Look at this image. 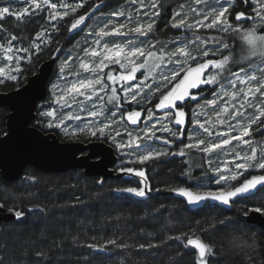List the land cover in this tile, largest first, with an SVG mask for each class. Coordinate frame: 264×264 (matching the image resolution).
<instances>
[{"label": "snow or ice", "instance_id": "snow-or-ice-1", "mask_svg": "<svg viewBox=\"0 0 264 264\" xmlns=\"http://www.w3.org/2000/svg\"><path fill=\"white\" fill-rule=\"evenodd\" d=\"M85 3L86 0H79L75 4H69L66 0H0V40L6 41L0 43V49L3 50L4 59L9 64H15L8 73H5L4 67H0V76L18 82L24 71L23 63H31L33 56L43 50L42 45H50L53 42L50 32L59 34V22L70 14H76L78 9L85 7ZM131 4H138L137 18L142 13L147 18L146 23H137L135 27L128 28L133 16H125L124 11L116 10L108 14L114 19H109L94 31L88 21L96 13H101L98 20L105 19L103 9L109 6L105 0H93L90 11L75 16L66 31L88 30L85 42L90 38L91 43L82 51L87 56L91 49L93 60H81L79 67L89 75L81 78L78 73L66 74V65L72 60L69 52L58 68L57 82L39 77L32 81L30 87L33 91L27 109L29 114L17 111V127L0 139V145L16 138L34 141V133L29 131L28 124L35 119L30 115L35 110L40 118L37 126L60 128L70 137L84 134L105 141L120 155L128 157V161L122 160L115 171L133 174L140 180L136 187L117 188L116 192L147 198L152 189L145 170L126 164H144L168 156L187 158L183 177L191 186L177 187L172 191L190 206L212 200L230 210L238 199L248 200L264 192V147L258 148L253 143L256 135L264 136V82L261 79L264 78V67H261L264 65V0H193L191 4L188 0H182L168 25L182 34L170 37L167 42L155 36L157 18L165 7V0H153L151 11L145 0H131ZM45 11L51 29L36 33L28 46H21L24 38L8 32L4 25V21L13 19L16 21L15 27L19 29L26 19L30 20L37 13ZM121 17L125 22L116 23ZM247 22L252 27L245 28ZM201 32L215 34L202 35ZM235 36L243 41L239 52L229 43L228 38ZM194 49L200 54L193 55ZM60 52L61 48H57L54 59L59 57ZM257 56L258 64L253 59ZM256 73L260 74V78ZM69 76L73 78L69 80ZM150 79L152 82L148 83ZM205 87L212 89L213 98L210 100L202 96ZM216 87L221 89L223 97L215 91ZM229 87L230 96L227 91ZM257 93L260 96L258 105L253 103ZM46 94L52 97L51 101L45 100ZM237 97H243L238 106L233 103ZM202 98L206 105L212 106L211 111L216 119L212 120L209 115L202 121L199 118L201 113L193 110L191 131L185 143L189 118L184 105L189 100L198 104ZM154 100L158 102L154 103ZM37 101L43 103L37 106ZM142 103L152 107L145 110ZM248 109L254 111L250 113ZM157 112L162 115L158 116ZM120 122L125 125L123 132L113 127H119ZM169 125H173L175 130ZM217 125L226 127L223 131L214 132ZM132 126L136 127L129 130ZM204 134L207 142L204 138H198ZM156 141L164 147H155ZM234 141L236 146H247L243 156L240 152H234L230 160L225 159L214 165L213 157L219 153L229 155V147L233 146ZM173 148L177 150L171 151ZM194 169H199V176L194 174ZM99 184L103 187V177ZM0 208H3L2 204ZM31 211L42 213L43 209ZM243 211L245 215L249 212L264 215V199L256 201L251 208L245 207ZM13 215L20 220L24 213L15 210ZM231 225L230 219L220 221L221 227ZM186 245L196 251L198 259L194 264H211V246L191 236L186 237ZM109 246L127 247L118 244L116 239L87 244L89 250L98 254L106 253ZM154 247L156 245L153 243L139 245L145 251ZM0 264H3V260H0Z\"/></svg>", "mask_w": 264, "mask_h": 264}, {"label": "trees", "instance_id": "trees-1", "mask_svg": "<svg viewBox=\"0 0 264 264\" xmlns=\"http://www.w3.org/2000/svg\"><path fill=\"white\" fill-rule=\"evenodd\" d=\"M124 1L105 0L109 6L103 12L107 14L118 9ZM66 2L75 4L79 0ZM179 2L181 0H165V7L161 9L155 26L158 40L166 42L170 37L177 36L178 31L168 25ZM92 6L93 0H86L84 8L59 22V34L50 32L53 42L47 47L42 45L43 50L33 56L31 63H23L24 71L18 82L2 79L0 92L21 86L28 76L36 72L42 61L61 48L49 78L54 82L58 78V61L66 58L69 52L80 53L84 46L80 31L68 33L66 28L75 16L85 14ZM4 25L8 32L24 38L21 46H28L36 33L51 29L47 11L26 19L19 29L13 19L4 21ZM228 39L239 52L243 44L239 36ZM205 90L207 95L212 92L210 87H205ZM51 99L47 95L45 100ZM7 112V108L0 107V135L5 132ZM39 119L35 112L32 125L44 133L53 132L61 141L98 140L84 134L70 137L60 128L37 126ZM196 156L199 158L198 153ZM186 159L171 156L144 164L135 163L133 166L145 170L152 191L158 190V194L147 198L115 191L138 185L140 178L131 174L108 178L104 180L103 187L99 184L100 178L86 176L81 169L47 173L26 166L16 181L6 182L0 176V203L24 213L21 221L0 222V260L3 264H194L198 259L196 251L186 245V237L191 236L211 246V264H264V230L243 219V209L251 208L256 201L264 199V192L248 200L238 199L230 210L209 203L191 210L183 201L167 193L178 186H191L183 177ZM117 162L115 167L119 165ZM194 174L199 176V169H194ZM32 209H43V212ZM225 219H230L232 225L221 227L220 221ZM109 239H116L118 244L127 247L109 246L106 253L99 254L87 248L88 243H103ZM149 243L156 247L147 251L139 248L140 244ZM38 253L41 255L38 256Z\"/></svg>", "mask_w": 264, "mask_h": 264}, {"label": "water", "instance_id": "water-1", "mask_svg": "<svg viewBox=\"0 0 264 264\" xmlns=\"http://www.w3.org/2000/svg\"><path fill=\"white\" fill-rule=\"evenodd\" d=\"M54 57H57L56 51L49 58L42 61L36 72L28 76L21 86L13 90L0 92V107L8 109L5 115V132L0 135V139H4L10 130L17 127V111L25 115L29 114L27 109L30 107L33 91L30 83L36 81L38 77L41 80L49 81L58 59H54ZM25 89H28V91L25 92ZM46 97L47 94L45 99ZM40 102L43 101H37V105ZM30 115L35 117V110ZM9 117H12V119H9ZM33 120L28 124V129L34 133V141L36 142L33 140L22 141L20 138H16L14 141L0 145V176L4 181L13 182L18 180L26 166H32L47 173H61L69 169H81L86 176L103 177L104 180L119 178L124 175L114 169L118 156L111 145L101 140L89 142L61 141L53 132L44 133L33 126ZM22 145L24 146L22 147ZM173 189L167 193L183 201L191 210L198 209L205 203L228 209L212 200H207L198 206H190L185 202L184 198L175 194L172 191ZM156 194H158L157 191H151L148 196ZM14 211V209L4 206L0 208V222H18L24 219V216L20 220L15 219ZM243 219L246 223L264 230V215L249 212L247 215H243Z\"/></svg>", "mask_w": 264, "mask_h": 264}, {"label": "rangeland", "instance_id": "rangeland-1", "mask_svg": "<svg viewBox=\"0 0 264 264\" xmlns=\"http://www.w3.org/2000/svg\"><path fill=\"white\" fill-rule=\"evenodd\" d=\"M152 2H153V0H145V4L149 6V10H150V11H151V9H150V4H151ZM181 2H182V0H181ZM192 2H193V0H188V3L191 4ZM136 7H138V4H137L136 6H133V5L131 4V0H125L123 3H121V6H119L118 9L116 8L115 10H112L111 12L116 11V10H122V11L125 12V16L131 14V15L133 16V20H132L130 23H128V28H132V27H135V26L137 25V23H146V21H147V18L144 17L142 13H141V14L139 15V17L137 18ZM175 10H178V7H177ZM111 12H110V13H111ZM110 13H107V14H106V13L103 12V15L105 16V19H103V20H98V17L101 15V13H96L95 15L92 16L91 20L88 21V24H89L90 26H92V28H93L94 31H95V30H98V28H99L100 26H103V23L108 22L109 19H114V18H111V17L108 16V14H110ZM191 19H192V18L190 17V18H189V22H191ZM123 22H125L123 17H121L119 21H116V23H123ZM233 23H235L234 20H233ZM257 26H259V25L257 24ZM257 26H256V27H257ZM244 27H245V28H248V27H252V25H251L250 22H247V23L244 24ZM87 33H88V30H87V29H85L84 31H80V36H83V39H82V43H83V45H84L83 48H84V47H88L89 44L91 43V39H90V38L88 39V42H87V43L85 42L86 37H87ZM181 34H182L181 32H178L177 36H178V35H181ZM258 34H260V33L258 32ZM129 35H132V34L129 33ZM188 35L191 36L192 34H191V33H188ZM108 39H109L110 42H113V41L111 40V38H108ZM168 40H169V39H168ZM168 40H167V41H168ZM167 41H166V42H167ZM0 43H2V42L0 41ZM262 47H264V45H262ZM83 48H82V49H83ZM199 54H200V53H199L198 51H196L195 49L193 50V55H199ZM71 55H72V60H70V61L68 62V65H66V74H67L68 72H72V73H74V74H75V73H78V74L80 75L81 78H86L89 74H88V73H85L82 69H80L79 65H80L81 60H83V61H85V62H91V61L93 60V57L91 56V49H90L89 54H88L87 56L84 54L83 51H81V52L78 53V54L73 53V54H71ZM64 59H65V58H64ZM64 59L58 61V63H57V68H59L61 62H62ZM254 60H255L256 63L258 64V63H259V56H257V58H255ZM96 62H98V58H97ZM0 67H4V68H5V73L10 72L11 69H13V68L15 67V64H14V63L9 64V63L4 59V54H3V50H2V49H0ZM261 67H264V65H261ZM256 75H257L258 78H260V74H259V73H256ZM72 78H73L72 76H69V80H71ZM2 79H5V78H4L3 76H0V80H2ZM157 79H159V77H157ZM261 79H262V82H264V78H261ZM54 82H57V79H56ZM151 82H152V81H151V79H150V80L148 81V83H151ZM225 83H226V82H225ZM237 87L239 88L240 86L237 85ZM245 90H246V89H245ZM215 91H216L217 93H219L220 96H222V97L224 96L223 92H221V89H220L219 87H217V88L215 89ZM227 91H228L229 96H230V95H231V88H230V87L227 88ZM202 96H203V97H206V99H208V100H210V99L213 98V96H212V92L209 93V94L207 95V94H206V90H205V88H204V90H203ZM138 99H139V97H138ZM224 99H228V97H224ZM242 99H243V97H237V99H236L235 101H233V103H236L237 106H238V105H239V100H242ZM155 102H158V101L154 100V103H155ZM259 102H260V96H259V93H257V97H256V99L253 101V103H255V104L258 105ZM141 106H142L145 110H146L148 107H152V105H149V104H147V103H142ZM211 108H212V106H210V105H206V101H205L204 98H202V99L198 102V104H197V103H194V102L191 101V100H189V101L184 105V110H185L186 113L188 114V118H189V124L186 126V131H185V141H184L185 143L188 142V140H187V135H188V132L191 131V117H192L193 110H195L197 113H201V115H200L199 118H200L202 121H203L204 119H206L207 116H209V115L211 116V119H212V120H215L216 117H215L214 113H212ZM129 110H131V109H129ZM137 110H139V109H137ZM217 110H219V109H217ZM253 111H254V109H248V112H250V113L253 112ZM157 115H158V116H159V115H162V113L157 112ZM69 123H71V122H69ZM124 126H125V125L123 124V122H120V126H119V127H117V126H115V125H114L113 127H114L116 130L123 132ZM169 126H170V127H173L174 130H175V127H174L173 125H169ZM135 127H136V126H132L129 130H133ZM158 127H159V125H158ZM224 127H226V126L217 125V127L214 129V132H215V131H223V130H224ZM114 134H115V132H113V135H114ZM158 135H160V133H158ZM260 137H261V136H260ZM198 138H204V139H206V142H207V136H206V134H204V135H200V136H198ZM117 139L119 140V139H121V138H120V137H117ZM124 139L126 140L127 137H124ZM212 142H216V141H212ZM253 143L257 144L258 148H262V147H264V136H263L262 138H258V136L256 135L255 138H254ZM179 146H180V145L178 144V147H179ZM155 147H157V148H163L164 145H163L162 143H160L159 141H156V142H155ZM246 148H247V146H245V145L236 146V142L234 141V142H233V146H230V147H229V153H230V154L227 155V156H225L224 153H219L218 155H216V156L213 157V163H214V165H215V164H219V163H221V162H222L223 160H225V159L230 160V159H231V153H234V152H240V153H241V156H243V154H244V150H245ZM114 149H115V148H114ZM176 150H177L176 148L171 149V151H176ZM115 151H116V155L118 156V161H119V165H118V167H115V166H114V169L116 170V169H118V168L120 167V163H121L122 160L125 161V162L128 161V157H127V156H122V155H120V154H119V151H118L117 149H115ZM168 157H171V156H168ZM166 158H167V157H166ZM117 163H118V162H117ZM134 164H135V163H127L126 166L136 168L135 166H133ZM131 175H133V174H131ZM208 182H209V184L211 183V181H208ZM212 186H214V185H212Z\"/></svg>", "mask_w": 264, "mask_h": 264}]
</instances>
